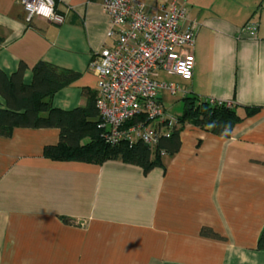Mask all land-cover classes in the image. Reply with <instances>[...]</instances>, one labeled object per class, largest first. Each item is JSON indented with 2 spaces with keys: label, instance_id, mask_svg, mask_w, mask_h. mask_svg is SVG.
Masks as SVG:
<instances>
[{
  "label": "crops",
  "instance_id": "crops-1",
  "mask_svg": "<svg viewBox=\"0 0 264 264\" xmlns=\"http://www.w3.org/2000/svg\"><path fill=\"white\" fill-rule=\"evenodd\" d=\"M174 1L197 29L191 79L158 75L177 88L160 90L165 112L178 115L189 93L258 111L228 137L185 124L178 151L147 173L47 158L56 128L0 136V264H264V0ZM54 2L65 21L26 24L20 0H0V70L23 63L26 84L39 61L77 73L51 100L68 111L97 95L89 63L112 40L102 0ZM247 22L253 37L239 34Z\"/></svg>",
  "mask_w": 264,
  "mask_h": 264
},
{
  "label": "built area",
  "instance_id": "built-area-1",
  "mask_svg": "<svg viewBox=\"0 0 264 264\" xmlns=\"http://www.w3.org/2000/svg\"><path fill=\"white\" fill-rule=\"evenodd\" d=\"M20 4L26 24L34 18L57 24L66 20L54 0H20ZM101 8L109 20L107 38L112 45L103 47L89 63L98 78L99 128L109 144L140 141L153 146L160 135L168 136L175 122L164 110L160 90L174 94L177 88L159 81L158 75L191 79L197 27L174 0L152 6L139 0H102ZM256 30V23L247 22L239 34L253 37Z\"/></svg>",
  "mask_w": 264,
  "mask_h": 264
},
{
  "label": "trees",
  "instance_id": "trees-1",
  "mask_svg": "<svg viewBox=\"0 0 264 264\" xmlns=\"http://www.w3.org/2000/svg\"><path fill=\"white\" fill-rule=\"evenodd\" d=\"M25 69L26 66L20 63L9 76L0 70V136H9L17 127L56 128L59 130L58 143L43 149L45 157L56 161L102 164L120 160L147 173L163 167L161 154L170 155L178 151L179 132L185 124L228 137L235 124L258 111V108L244 106L245 115L240 116L238 106H227L223 101H210L189 93L181 100V113L171 115L175 122L168 136L160 135L153 146L140 141L113 145L104 140L103 131L99 128L101 119L95 107L94 93L86 97L84 105L72 110L53 107V95L75 80L77 73L39 61L31 68V81L26 84L23 82ZM257 247L264 248V231Z\"/></svg>",
  "mask_w": 264,
  "mask_h": 264
},
{
  "label": "rangeland",
  "instance_id": "rangeland-1",
  "mask_svg": "<svg viewBox=\"0 0 264 264\" xmlns=\"http://www.w3.org/2000/svg\"><path fill=\"white\" fill-rule=\"evenodd\" d=\"M161 75V74H160ZM163 75H161L160 77H162ZM165 77V76H164ZM159 79V78H158ZM162 80V79H161ZM180 110H178L180 113H181V110H182V102H180ZM176 112L175 114H178L179 115V112Z\"/></svg>",
  "mask_w": 264,
  "mask_h": 264
}]
</instances>
